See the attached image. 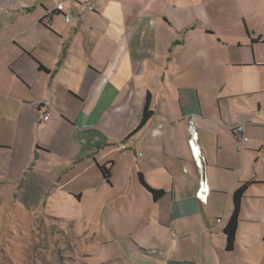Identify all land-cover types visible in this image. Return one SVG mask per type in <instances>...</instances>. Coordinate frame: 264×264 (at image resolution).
Instances as JSON below:
<instances>
[{"label":"crops","instance_id":"crops-1","mask_svg":"<svg viewBox=\"0 0 264 264\" xmlns=\"http://www.w3.org/2000/svg\"><path fill=\"white\" fill-rule=\"evenodd\" d=\"M85 1L0 0V223L91 215L105 264H264V0Z\"/></svg>","mask_w":264,"mask_h":264},{"label":"rangeland","instance_id":"rangeland-1","mask_svg":"<svg viewBox=\"0 0 264 264\" xmlns=\"http://www.w3.org/2000/svg\"><path fill=\"white\" fill-rule=\"evenodd\" d=\"M12 216L0 223V264H105V251L119 247L116 241L105 245V223L91 220V215L74 229L42 216L32 221L25 209H15ZM141 255L148 259L151 254Z\"/></svg>","mask_w":264,"mask_h":264},{"label":"built area","instance_id":"built-area-1","mask_svg":"<svg viewBox=\"0 0 264 264\" xmlns=\"http://www.w3.org/2000/svg\"><path fill=\"white\" fill-rule=\"evenodd\" d=\"M56 9L61 10L62 6L61 4L56 5ZM94 6L90 0H86L82 4V10L81 13H84L85 11H93ZM71 15L68 13L64 14V19L68 23L71 20ZM43 102L47 105L49 103L48 99H44ZM187 136H186V142L190 150L191 158L199 171V181H198V188L197 192L195 193V196L200 200L203 201L206 198L208 188L206 183V178L203 173V161L204 156L202 154V151L200 149L199 143H198V132L196 130V127L194 125L192 117L187 118ZM232 132L235 137L241 142L244 143L247 141V137L245 136V125L244 124H238L232 127Z\"/></svg>","mask_w":264,"mask_h":264},{"label":"trees","instance_id":"trees-1","mask_svg":"<svg viewBox=\"0 0 264 264\" xmlns=\"http://www.w3.org/2000/svg\"><path fill=\"white\" fill-rule=\"evenodd\" d=\"M151 113L152 112L149 109V96H146L140 121H139L137 127L135 128V130L131 133V135L133 133H135L136 131L140 130L145 125L147 120L150 118ZM100 169L103 172V174L105 175V177H107V174H108L107 169L104 166H101ZM139 179L144 184L140 175H139ZM246 185L247 184H242L232 194L231 215L228 219L226 226L223 229V232L225 234V239H226L225 248L227 250H231L233 248V244L235 241V231H236V227H237L238 215H239V210H240V199L243 195V192L245 190ZM146 187L150 191V193L152 194L153 199L156 200L160 197V195L162 193L161 191L152 189V188L148 187L147 185H146Z\"/></svg>","mask_w":264,"mask_h":264}]
</instances>
